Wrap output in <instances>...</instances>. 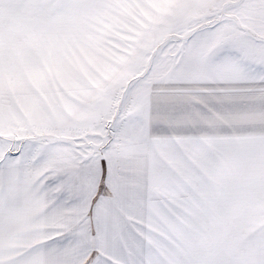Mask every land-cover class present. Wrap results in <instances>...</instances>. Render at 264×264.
I'll use <instances>...</instances> for the list:
<instances>
[{
  "label": "snow or ice",
  "instance_id": "1",
  "mask_svg": "<svg viewBox=\"0 0 264 264\" xmlns=\"http://www.w3.org/2000/svg\"><path fill=\"white\" fill-rule=\"evenodd\" d=\"M0 264H264V0H0Z\"/></svg>",
  "mask_w": 264,
  "mask_h": 264
}]
</instances>
